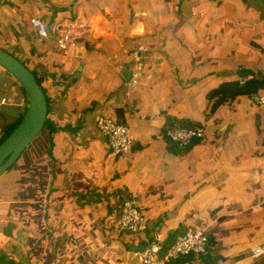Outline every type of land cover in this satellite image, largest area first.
Returning <instances> with one entry per match:
<instances>
[{
  "label": "crops",
  "instance_id": "crops-1",
  "mask_svg": "<svg viewBox=\"0 0 264 264\" xmlns=\"http://www.w3.org/2000/svg\"><path fill=\"white\" fill-rule=\"evenodd\" d=\"M151 3H0V47L35 70L50 99L45 141L0 179V264H137L136 247L189 228L207 234L214 264H264L251 256L264 245V105L212 97L221 84L264 77V0ZM32 16L49 27L87 21L93 33L64 54L32 32ZM99 115L130 128L128 154H111ZM175 128L205 137L180 149L167 136ZM129 197L144 234L115 228ZM189 258L176 264H206Z\"/></svg>",
  "mask_w": 264,
  "mask_h": 264
},
{
  "label": "built area",
  "instance_id": "built-area-1",
  "mask_svg": "<svg viewBox=\"0 0 264 264\" xmlns=\"http://www.w3.org/2000/svg\"><path fill=\"white\" fill-rule=\"evenodd\" d=\"M11 1L14 0H0V3L7 4ZM29 24L32 32L38 38L50 41L59 52L64 54L77 49L80 43L87 42L88 37L93 33L89 22L78 19L59 22L49 27L41 18L32 16L29 19ZM143 52H145L144 47L139 46L130 54L131 61L135 65L132 71L131 83L133 84H137L142 76L141 54ZM122 67L120 66V68ZM69 75L73 76L74 74L71 72ZM251 97L255 103L264 105V94L256 93ZM27 104L28 102L23 100L20 107L26 109ZM96 124L106 139L113 156H122L130 152L134 145V136L127 125L116 122L108 115L97 116ZM167 136L174 145L183 149L191 142L203 139L205 130L203 128H175L170 130ZM119 209L120 215L115 221L117 230L132 234H144L148 230L147 219L143 215L136 198L125 199ZM208 246L209 238L204 230L189 228L185 234L177 236L167 249H164V242L160 239L146 244L145 249L136 253L137 264H176L179 260L189 256L200 259L207 253ZM251 256L254 258L264 257V245L252 248Z\"/></svg>",
  "mask_w": 264,
  "mask_h": 264
},
{
  "label": "water",
  "instance_id": "water-1",
  "mask_svg": "<svg viewBox=\"0 0 264 264\" xmlns=\"http://www.w3.org/2000/svg\"><path fill=\"white\" fill-rule=\"evenodd\" d=\"M0 67L9 76L0 77V126L17 120L22 113L21 101L28 99L24 115L17 127L0 144V179L36 141L47 123L48 101L43 87L33 72L17 57L0 47ZM17 120V121H19ZM146 244L136 247L145 249Z\"/></svg>",
  "mask_w": 264,
  "mask_h": 264
},
{
  "label": "trees",
  "instance_id": "trees-1",
  "mask_svg": "<svg viewBox=\"0 0 264 264\" xmlns=\"http://www.w3.org/2000/svg\"><path fill=\"white\" fill-rule=\"evenodd\" d=\"M33 74L36 76V80L38 84L42 86L41 79L37 76L35 72H33ZM260 90H264V77L253 78L251 80H248L247 82H244L243 84H240L239 82H230V83L221 84L218 88L212 91V97H219V96L224 97L226 95L233 98L237 96H250L252 94L258 93ZM220 101L221 100H219L218 102ZM20 120L17 122L15 126L9 128V130L7 131L8 134L6 133L7 136L5 138H1L0 144L12 133V131L19 124ZM174 240L170 241L169 243L168 242L164 243V249H167ZM209 253L210 252H207V254L203 255L202 258L205 259L206 264H209V262H213L214 264L215 262L218 261V259L214 260L213 258H211L212 255L207 258ZM189 257H190L189 259L193 258V256H189ZM186 258L188 259V257Z\"/></svg>",
  "mask_w": 264,
  "mask_h": 264
},
{
  "label": "rangeland",
  "instance_id": "rangeland-1",
  "mask_svg": "<svg viewBox=\"0 0 264 264\" xmlns=\"http://www.w3.org/2000/svg\"><path fill=\"white\" fill-rule=\"evenodd\" d=\"M151 1L153 2V4H155L156 3V1L157 0H149V2L151 3ZM67 4V3H66ZM152 4V3H151ZM26 65V64H25ZM27 67H28V65H27ZM29 69H31V71H35L33 68H31V67H29ZM33 69V70H32ZM42 87H43V90H44V93H45V95H46V99L47 100H50L49 99V97H48V93H47V90L45 89V87L42 85ZM28 101V99L26 98V102ZM22 117V115L20 114V115H18V118H17V120H19L20 118ZM12 121V122H8L7 124H6V126H4V127H2V129H3V136H2V138H5L6 136H7V131L9 130V128H12L13 126H15L16 124H17V122L18 121ZM47 131V125L43 128V130H42V132H41V134L38 136V138L36 139V141L24 152V154H23V156L21 157V158H25V159H27L26 157H28L29 156V152H31L35 147H37V146H39L40 145V143H41V141L42 140H44L45 141V138H46V132ZM7 133V134H6ZM49 155H51V152L49 153ZM22 159V160H23ZM28 160H26V162H27ZM19 163H15L11 168H10V170H12L13 168H15L17 165H18ZM26 174H28V173H26ZM29 175H27V178L23 181V182H26L28 179H29V177H28ZM8 180V179H7ZM22 181V179L20 178V182ZM1 186V185H0Z\"/></svg>",
  "mask_w": 264,
  "mask_h": 264
}]
</instances>
